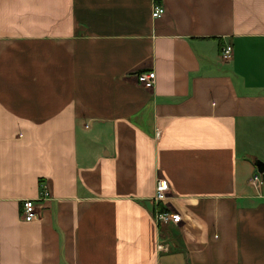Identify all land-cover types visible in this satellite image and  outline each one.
<instances>
[{"label":"crops","instance_id":"0c3cea01","mask_svg":"<svg viewBox=\"0 0 264 264\" xmlns=\"http://www.w3.org/2000/svg\"><path fill=\"white\" fill-rule=\"evenodd\" d=\"M256 159L264 0H0V264H264Z\"/></svg>","mask_w":264,"mask_h":264},{"label":"built area","instance_id":"2783aa9c","mask_svg":"<svg viewBox=\"0 0 264 264\" xmlns=\"http://www.w3.org/2000/svg\"><path fill=\"white\" fill-rule=\"evenodd\" d=\"M164 12V7L160 3H154L151 7V16L159 17ZM232 54V45L230 43L224 45L221 50V55L224 59H229ZM137 81L145 86L152 87L155 82V71L154 70H141L136 72ZM260 172L254 173L252 176V181L260 180ZM167 182L163 177H158L155 184L154 199L156 202L160 200H165L167 198L166 189ZM48 196V189L44 181L40 182L39 195L36 197H29L22 200L20 205V217L25 220H33L38 217V206L41 205L40 201ZM155 219L158 221H178L180 215L178 213L168 212L167 210H156ZM160 247L162 244L159 245Z\"/></svg>","mask_w":264,"mask_h":264},{"label":"water","instance_id":"95a60500","mask_svg":"<svg viewBox=\"0 0 264 264\" xmlns=\"http://www.w3.org/2000/svg\"><path fill=\"white\" fill-rule=\"evenodd\" d=\"M255 165L257 167V171L261 174L262 180H264V161L256 159Z\"/></svg>","mask_w":264,"mask_h":264},{"label":"trees","instance_id":"16d2710c","mask_svg":"<svg viewBox=\"0 0 264 264\" xmlns=\"http://www.w3.org/2000/svg\"><path fill=\"white\" fill-rule=\"evenodd\" d=\"M160 204H161V203H160ZM162 208H163V209H162ZM161 209H162V210H166V208L162 207V204H161Z\"/></svg>","mask_w":264,"mask_h":264}]
</instances>
